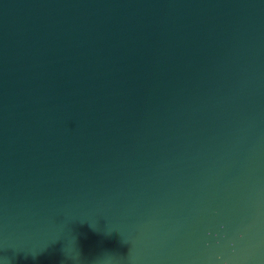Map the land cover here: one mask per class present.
Wrapping results in <instances>:
<instances>
[{
    "label": "water",
    "instance_id": "obj_1",
    "mask_svg": "<svg viewBox=\"0 0 264 264\" xmlns=\"http://www.w3.org/2000/svg\"><path fill=\"white\" fill-rule=\"evenodd\" d=\"M0 264H264V0H0Z\"/></svg>",
    "mask_w": 264,
    "mask_h": 264
}]
</instances>
